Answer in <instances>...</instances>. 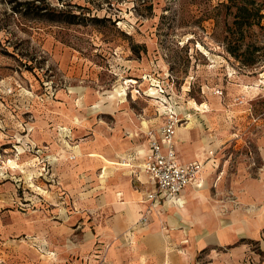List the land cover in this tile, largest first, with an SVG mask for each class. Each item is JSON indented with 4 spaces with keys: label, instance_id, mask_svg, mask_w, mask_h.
Segmentation results:
<instances>
[{
    "label": "rangeland",
    "instance_id": "374dc122",
    "mask_svg": "<svg viewBox=\"0 0 264 264\" xmlns=\"http://www.w3.org/2000/svg\"><path fill=\"white\" fill-rule=\"evenodd\" d=\"M244 7L250 26L240 24ZM263 7L264 0H0V264L55 258L54 248L42 252L36 236L53 224L88 220L86 200L74 201L82 210L77 218L71 203L68 219L53 210L60 205L48 197L52 182L41 179L40 153L24 151L25 143L39 148L46 131L71 130L79 155L53 172L75 200L69 174L80 167L88 142L143 141L157 105L146 94L154 80L189 113L187 142L196 145L200 160L213 151L215 166L208 163L197 202L222 205L228 177L260 162ZM120 85V96L104 98ZM57 138L60 143L63 136ZM105 172L121 173L115 165ZM46 234L51 241L53 233Z\"/></svg>",
    "mask_w": 264,
    "mask_h": 264
},
{
    "label": "crops",
    "instance_id": "0c3cea01",
    "mask_svg": "<svg viewBox=\"0 0 264 264\" xmlns=\"http://www.w3.org/2000/svg\"><path fill=\"white\" fill-rule=\"evenodd\" d=\"M184 114L186 120L180 126L189 118L185 110ZM154 115L146 130L161 125L157 105ZM146 130L142 132L143 141L136 146L129 140L119 146L88 142L80 167L69 174L70 187L77 186L75 200L64 189L59 174L53 172L64 163L73 164L79 155L78 145L71 143V130H57V135L63 136L60 143L53 132L46 131L41 137L44 142L38 146L39 158L49 162L58 177L57 184L49 183L47 188L53 204L60 205L53 210L58 209L60 217L68 219L65 206L71 203L77 218L82 210L74 206V201L81 204L86 200L88 204L81 205L90 213L85 212V222L78 218L68 227L53 224L42 236H36L41 239L36 240L40 247L55 249V258L45 255L41 264H264V134L256 143L259 165L250 166L247 173L229 176L226 195L216 199L222 205L215 206L197 202L195 193L204 186L203 173L215 166L213 151L207 150L200 160L202 154L196 152V145L187 142L188 131L174 136L178 161L201 164L198 178L179 193L178 201L157 198L150 206L144 195L153 190V185L142 169L149 150ZM129 157L130 162L122 163ZM109 165L119 166L121 173L110 177L105 172ZM82 170L87 173H80ZM143 216L146 221L141 223ZM46 233H53L51 241Z\"/></svg>",
    "mask_w": 264,
    "mask_h": 264
},
{
    "label": "built area",
    "instance_id": "2783aa9c",
    "mask_svg": "<svg viewBox=\"0 0 264 264\" xmlns=\"http://www.w3.org/2000/svg\"><path fill=\"white\" fill-rule=\"evenodd\" d=\"M150 89H154V92L151 93ZM147 91H149H145L147 96L155 99L157 111L162 117L161 125L156 129H147L149 150L142 164L148 181L153 185V190L147 191L144 197L150 202L149 205L153 206L157 198H174L178 201L179 193L198 178L201 164L197 161L180 163L177 159L174 136L176 128L186 120V115L175 107V102L170 98L171 93L166 90L164 84H160L157 80L150 82ZM25 146L24 151L35 149V152L41 153L40 148L32 146L30 142H26ZM130 160V157L123 159L122 163L130 162ZM40 164L41 179L57 184L55 176L48 171V168L45 169L48 167L47 161L41 160ZM145 221L146 218L143 216L140 222ZM40 248L42 252H48L42 245Z\"/></svg>",
    "mask_w": 264,
    "mask_h": 264
},
{
    "label": "bare ground",
    "instance_id": "6f19581e",
    "mask_svg": "<svg viewBox=\"0 0 264 264\" xmlns=\"http://www.w3.org/2000/svg\"><path fill=\"white\" fill-rule=\"evenodd\" d=\"M264 74V73H263ZM129 82H133V80H128ZM127 82V81H126ZM125 88L123 86H118L117 88H114L113 91H107L105 92L107 94L106 99H109V100H113L116 96V94H119L120 91H123ZM149 92V91H148ZM150 92H154V89H150ZM94 107H98V105H94ZM194 107L196 110H199V106L194 103ZM201 107V106H200ZM201 112H205V111H201ZM188 129V125H183V126H178L176 128V133H175V136H178L181 132H186ZM11 162V161H9ZM13 165V164H12Z\"/></svg>",
    "mask_w": 264,
    "mask_h": 264
},
{
    "label": "trees",
    "instance_id": "16d2710c",
    "mask_svg": "<svg viewBox=\"0 0 264 264\" xmlns=\"http://www.w3.org/2000/svg\"><path fill=\"white\" fill-rule=\"evenodd\" d=\"M230 3H232V4H234L235 2H236V0H228ZM242 2L243 1H245V2H247V0H241ZM27 4H28V2H27ZM23 5V4H22ZM264 8V7H263ZM236 9H240L241 10V7L239 8H236ZM243 10L245 11L244 12V16H241L242 17V21L240 22V24H245V26H250L252 23H253V20H249L250 18H249V15L247 14V8H243ZM258 11V10H257ZM68 15H69V13H68ZM75 17L74 15H70L69 16V18L70 19H73V18Z\"/></svg>",
    "mask_w": 264,
    "mask_h": 264
}]
</instances>
